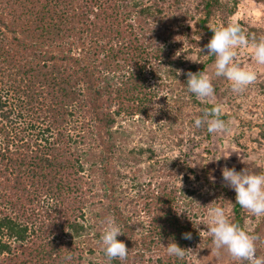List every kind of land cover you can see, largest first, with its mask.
Listing matches in <instances>:
<instances>
[{"label": "trees", "instance_id": "1", "mask_svg": "<svg viewBox=\"0 0 264 264\" xmlns=\"http://www.w3.org/2000/svg\"><path fill=\"white\" fill-rule=\"evenodd\" d=\"M190 3L0 0V264H95L87 259L92 252L81 239L90 232L84 224L86 209L98 200L121 228L123 235L117 239L129 249L125 261L111 264H194L189 262L193 254L196 264H210L200 260L211 251L215 254L210 257L212 264H239L226 251H215L213 238L204 229L206 221L196 220L174 185L159 183L152 191L137 183V200L147 219L140 233L125 212L127 203L121 191L127 175L116 163L115 127L120 119L149 116L165 80L189 96L199 109L196 118L217 104L240 109L233 101L239 95L255 104L254 99L247 101L245 91L233 93L224 78L213 81L216 95L212 103L200 101L188 93L186 74L211 73L215 57H205L207 51L200 49L219 26L235 22L250 37L264 36V29L239 16L245 9L242 3L263 5L264 0ZM166 19L182 41H158V30L165 27ZM182 45L188 46L189 57L181 59V52L175 60ZM259 88L264 91V80ZM82 114L92 129L85 123L81 129L99 150L88 167L80 147L85 137L74 134L76 119ZM220 118L228 121L230 116L223 111ZM258 135L264 140V129ZM214 136L206 126H194L190 145L173 166L184 182L192 176L197 188H208L216 206L225 208L232 222L257 234V255L264 256V216L254 217L241 208L235 191L217 174L219 166L209 164L210 160L222 162L210 149ZM217 141L220 145L222 138ZM236 144L230 141V146ZM147 151L148 158H153ZM238 151L224 158L235 162L237 172L261 171L255 163L247 169ZM95 174L98 185L92 181ZM96 186L100 194H93ZM185 193L194 194V190ZM201 204L204 215L215 207ZM189 233L191 239H184ZM172 242L188 250L184 259L167 254L165 247Z\"/></svg>", "mask_w": 264, "mask_h": 264}, {"label": "rangeland", "instance_id": "2", "mask_svg": "<svg viewBox=\"0 0 264 264\" xmlns=\"http://www.w3.org/2000/svg\"><path fill=\"white\" fill-rule=\"evenodd\" d=\"M192 3L193 0H190ZM190 3V5H191ZM245 5V9L240 10L239 16H244V22L251 26H257L264 29V4H254L252 6ZM251 11V13H250ZM253 18V20H251ZM170 20L166 19L165 27H160L158 30V41H168L171 43H178L182 41L179 39L178 34L175 32L174 26L170 25ZM182 51L178 50L174 59L179 58L181 52L184 56L181 59L189 57L187 54L188 46L182 45ZM239 60L242 66H252L256 68L259 73L258 81L249 86L245 93L247 94V101L255 100V104L252 105L244 101L243 96L239 95L237 99L233 100L235 104L240 106V109H234V107L227 108L222 107L223 111L230 116L228 121H231V131L227 134L217 135L214 134V139L210 145L216 158H219L221 163L209 164L214 166L218 165L219 169L217 174L222 176V169L235 165V162L225 160L230 154L241 158L242 163L247 169H251L255 163L261 165L260 172H264V140L259 137L258 133L261 129H264V91H261L259 84L264 80V67L256 66L252 60L251 50L246 52V49L240 51ZM163 79L165 76L161 75ZM155 81V80H154ZM164 81V80H163ZM164 87L161 86V95L153 102V108L149 116L146 117H134L132 119L124 120L120 119L115 127L116 140H117V158L116 163L121 172L127 177L122 182L121 191L125 197L124 203L126 204L125 212L131 216V222L138 233L144 230L147 219L142 210L141 201L137 200L138 193L136 185L141 183L144 190L150 187L153 191L159 183H168L174 185L178 189L182 201L189 204L191 207L190 213L197 215V221H206L204 229L210 226V212L206 215L202 212V202L207 207L216 206V198L208 190V188H197L195 182L192 180V176H189L190 181H183L182 174L177 173L173 166L176 159L182 160L183 153L190 145L189 139L193 136L194 122L196 115L199 111L195 105L190 101L188 95L184 96L180 90L172 86L170 81L165 80ZM210 103L213 99H207ZM84 114L78 115L76 119L75 135L82 137L81 150H84L85 159L88 160L86 167L91 164L92 160L98 154L99 150L96 148L95 143L91 140L88 133L83 132L81 126L83 123L88 125V129L92 128L89 125V119ZM88 123V124H87ZM239 134H242V136ZM78 136V137H79ZM217 138H222V143L219 145ZM258 138V142L255 140ZM231 139V140H230ZM230 141H237L236 145L241 146V149L230 146ZM79 147V148H80ZM146 151L143 154L138 155V151ZM154 154L153 158L149 159V152ZM133 152V154H130ZM134 160H138V164L134 163ZM225 161V164H223ZM229 165V166H228ZM137 169H140L137 172ZM259 172V173H260ZM135 176L133 179L132 177ZM211 182L214 179L209 178ZM92 181L98 185L97 175L92 176ZM186 189L190 191L194 190V194L188 195ZM93 194H100L98 186L95 187ZM191 201V202H190ZM106 205L104 202L98 200L94 204L88 206L86 209L84 224L90 227L88 236L81 239L84 240L83 244L87 250H90L92 254L87 253V259H91L95 264H108V261L103 252V246L101 244V236L106 227ZM203 235L205 232L201 231ZM100 234V238L97 239L95 234ZM203 239V236H201ZM202 242V241H201ZM203 243V242H202ZM195 245L199 246L200 244ZM206 253V252H205ZM214 257V252L203 254V260L200 261L212 264L210 257ZM189 262L198 263L195 255L189 257ZM194 263V264H196ZM200 263V262H199Z\"/></svg>", "mask_w": 264, "mask_h": 264}, {"label": "clouds", "instance_id": "3", "mask_svg": "<svg viewBox=\"0 0 264 264\" xmlns=\"http://www.w3.org/2000/svg\"><path fill=\"white\" fill-rule=\"evenodd\" d=\"M213 36L201 51H207L205 57H215L211 73L188 72V93L204 101L216 95L213 81L224 78L230 82L233 93H243L258 81L259 73L252 66H241L238 60L240 51L250 48L252 60L256 66L264 67V36L250 37L240 24L230 22L212 30ZM200 37H198V40ZM221 105L205 109L202 116L195 119V127L206 126L212 134L222 135L231 131V121H225ZM222 177L226 186L236 193V203L254 217L264 216V172H251L246 169L237 172L235 167H224ZM106 227L101 236L104 255L111 264L113 260L125 261L129 254L126 244L117 239L123 235L120 226L113 217L106 219ZM208 233L212 236V244L219 254L226 251L232 260L239 264H264V256L257 255V242L260 237L251 229L241 227L230 220L227 211L221 206L210 209V226ZM184 239H191V234H184ZM165 247V246H164ZM169 256L184 259L188 250L170 243L165 247Z\"/></svg>", "mask_w": 264, "mask_h": 264}]
</instances>
